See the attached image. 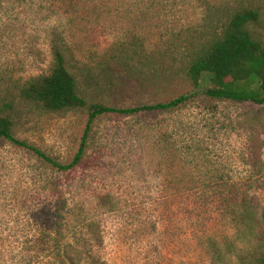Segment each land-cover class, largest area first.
Instances as JSON below:
<instances>
[{
	"label": "rangeland",
	"instance_id": "rangeland-1",
	"mask_svg": "<svg viewBox=\"0 0 264 264\" xmlns=\"http://www.w3.org/2000/svg\"><path fill=\"white\" fill-rule=\"evenodd\" d=\"M242 6L259 10L251 29L264 45V0H0V101L48 73L53 47L87 103L170 101L190 90L170 58L176 44ZM132 43L146 56L142 74L163 70L150 85L109 64ZM4 115L17 139L65 164L87 110L49 113L16 99ZM237 193L264 206L261 105L198 96L168 112L102 115L80 165L66 173L2 140L0 264H71L76 251L79 264H211L208 240L232 232L222 197Z\"/></svg>",
	"mask_w": 264,
	"mask_h": 264
},
{
	"label": "trees",
	"instance_id": "trees-1",
	"mask_svg": "<svg viewBox=\"0 0 264 264\" xmlns=\"http://www.w3.org/2000/svg\"><path fill=\"white\" fill-rule=\"evenodd\" d=\"M218 18L215 27L206 25L209 32H201L183 43H177L179 50L170 56L174 63L181 64V74L188 81L190 90L170 101L150 105L116 108L101 103H87L78 87L77 79L68 69L64 53L53 47V59L48 73L18 83L14 86L16 94L13 92L11 99L0 101V141L6 140L25 148L58 172L66 173L80 165L92 125L102 115L130 116L141 112H168L182 108L198 96L206 100L247 102L264 106V45L251 29L260 22L259 10L250 6L225 8L222 10V16ZM130 46L132 48L128 49L125 45H120L112 58L113 62L109 64H116L117 71L128 73L126 75L132 80L136 78L152 84L163 70L154 68L149 71L148 76L146 73L142 74L144 63L141 59H146L138 50L142 49V46L138 43H132ZM202 81L207 82L204 89H200ZM16 99L49 113L81 108L87 110L80 144L69 163L62 164L14 136L13 122L4 113L12 109ZM252 185L253 182H250L249 186ZM222 201V214L230 219L232 232L224 235L221 240H208L207 253L211 264H264L263 204L261 206L247 193L225 195ZM56 250L59 254L58 247ZM76 252H71V264H79V261H82ZM88 264L105 262L99 258H90Z\"/></svg>",
	"mask_w": 264,
	"mask_h": 264
}]
</instances>
